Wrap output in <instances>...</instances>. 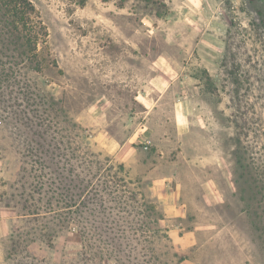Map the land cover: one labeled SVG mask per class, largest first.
Listing matches in <instances>:
<instances>
[{
	"label": "rangeland",
	"instance_id": "1",
	"mask_svg": "<svg viewBox=\"0 0 264 264\" xmlns=\"http://www.w3.org/2000/svg\"><path fill=\"white\" fill-rule=\"evenodd\" d=\"M30 1L0 264H264V0Z\"/></svg>",
	"mask_w": 264,
	"mask_h": 264
},
{
	"label": "trees",
	"instance_id": "2",
	"mask_svg": "<svg viewBox=\"0 0 264 264\" xmlns=\"http://www.w3.org/2000/svg\"><path fill=\"white\" fill-rule=\"evenodd\" d=\"M125 1L118 0L119 6ZM47 35V27L30 0H0V85L10 82L20 66L36 71L43 68L39 46L46 45Z\"/></svg>",
	"mask_w": 264,
	"mask_h": 264
}]
</instances>
